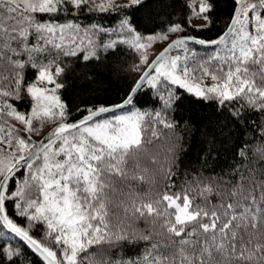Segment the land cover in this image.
<instances>
[{
  "label": "snow or ice",
  "instance_id": "1",
  "mask_svg": "<svg viewBox=\"0 0 264 264\" xmlns=\"http://www.w3.org/2000/svg\"><path fill=\"white\" fill-rule=\"evenodd\" d=\"M160 7L0 0V264H264V0ZM112 73L131 79L109 99Z\"/></svg>",
  "mask_w": 264,
  "mask_h": 264
},
{
  "label": "trees",
  "instance_id": "2",
  "mask_svg": "<svg viewBox=\"0 0 264 264\" xmlns=\"http://www.w3.org/2000/svg\"><path fill=\"white\" fill-rule=\"evenodd\" d=\"M183 0H168L170 7H160L155 9L157 22H166L169 13L172 11L173 7L176 10H181ZM223 11V9L221 10ZM224 27L223 19H221L219 24H214L210 30L204 33L206 37L211 38L215 34L219 33ZM159 48V44L155 45L154 48ZM128 60H131V55L125 57ZM111 78H101V86L108 91L106 93L102 92V96H107V98H114L117 89H121L123 83L126 80H130L131 76L128 74H110ZM70 83L65 92V98L69 101L70 104H75L79 106L80 101L82 100H91L95 93L89 94L87 91V85L80 80L79 78L69 77ZM145 91V90H142ZM143 99L150 100V94L145 95ZM191 119L194 127L190 130H186L184 135V141L188 145L187 151L182 155L181 159L186 160L189 166L192 169H195L199 166V149H200V139H199V128L200 126L206 125L211 129L215 124L217 119V113L215 109L212 108L210 104L200 105L193 112L186 113ZM163 144V142H162ZM219 155V165H226L232 159V152L230 147L225 145ZM184 165H181V170H183Z\"/></svg>",
  "mask_w": 264,
  "mask_h": 264
},
{
  "label": "rangeland",
  "instance_id": "3",
  "mask_svg": "<svg viewBox=\"0 0 264 264\" xmlns=\"http://www.w3.org/2000/svg\"><path fill=\"white\" fill-rule=\"evenodd\" d=\"M157 49H158V47H157Z\"/></svg>",
  "mask_w": 264,
  "mask_h": 264
}]
</instances>
